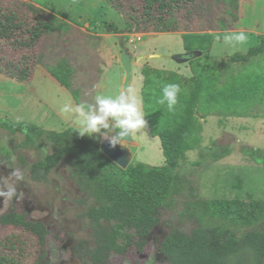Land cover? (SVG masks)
Segmentation results:
<instances>
[{
    "label": "rangeland",
    "instance_id": "rangeland-1",
    "mask_svg": "<svg viewBox=\"0 0 264 264\" xmlns=\"http://www.w3.org/2000/svg\"><path fill=\"white\" fill-rule=\"evenodd\" d=\"M98 1L99 3L96 0H25L43 8L54 22H63L62 29L53 32L50 43H45L44 38L33 51L27 53L34 56L33 60L39 57V61L34 63V72L29 80L19 81L8 76L7 67L3 74L0 73V176L10 175L12 168L16 167L25 175V180L18 185L23 199L14 200L6 210H3L0 200V216L16 206L25 212L29 220L41 221L49 230L45 248L47 255L37 263L41 251L37 237L22 227L0 225V240L15 233L25 241L24 246L18 241V249L12 252V256L18 259L17 264H83L87 255L86 248L96 247L95 225L86 216V211L92 205L97 206V203L77 184L69 157H63L49 171L34 167V164L44 162L58 148L57 140L49 136L50 132L77 127L59 112L68 99L77 103L71 93L47 71L43 61L55 64L64 55L71 65L78 64L75 65L79 72L75 74L72 85L80 90V98L85 104H91L98 93L115 96L122 90L123 77L120 82L118 78V72L122 70V49L132 54L134 63L137 62L134 56H141L145 51L156 53L160 57L152 58L146 63L169 66L181 76L193 75L192 67L197 70L205 67V74H209L216 73L219 66H223L224 72L234 73V76L237 73L239 77L248 76L253 80L259 78L260 86L264 87V53L252 57L248 62H229L225 57L233 54V50L226 47L222 40L217 43L214 39L209 54L182 63L183 67L178 69L170 57L185 51L182 32H107L105 22H115L120 29L125 25L117 14ZM201 1L211 8L215 25L219 24L218 13H222L221 19L225 20L226 10L233 8L224 2L216 4L210 0ZM3 2L8 6L17 5L18 8L13 9L24 27L35 21V16L31 15L33 13L25 10L15 0ZM117 3H120L119 7L124 8L121 10L125 12H141L142 9V0H117ZM215 5L217 6L214 7ZM233 11L238 19L228 32L248 29L253 34H247L248 43L242 50L235 51L245 53L249 46L256 43L254 35H264V0H238V6ZM125 12L120 14L125 16ZM225 16L230 17L227 14ZM226 23L224 21L222 24ZM57 36L62 42L53 45ZM122 41L125 42L123 46ZM23 52L14 49L9 41L0 39V55L3 56L4 64L12 66L11 64L21 59ZM79 64H84V67ZM141 64L142 62L139 65ZM228 73H225V79L231 75ZM140 76L137 78L133 67L128 88L142 96V74ZM221 78L223 79L222 76ZM219 82L220 79L218 84ZM97 84L101 85L98 89L94 87ZM234 108L237 109L236 106ZM213 112L203 115L201 142L187 151L176 167L169 168L174 178L173 192L162 211L161 222L148 236L147 245L141 251L132 248L124 255L112 252L105 264H167L156 252V243L170 230L190 233L193 228L201 225L221 223V220L198 210L196 202L200 200L264 202V100L254 105L244 116ZM155 122L157 127L161 125L157 118ZM200 122L202 123L201 120ZM15 124L34 125L43 134L38 137L33 133L29 136L31 139H28L26 129L11 130ZM87 137L98 141L100 145L104 143L111 151L113 161H117L120 167L125 168L135 162L150 166L167 164L160 138L152 134L149 126L142 133L134 135L132 140H128V145L124 147L118 145L113 148L98 135ZM103 224L106 225L107 222L103 221ZM227 226L242 235L249 229H264V219L255 226L234 222H227ZM2 252L10 253L9 250Z\"/></svg>",
    "mask_w": 264,
    "mask_h": 264
},
{
    "label": "trees",
    "instance_id": "trees-1",
    "mask_svg": "<svg viewBox=\"0 0 264 264\" xmlns=\"http://www.w3.org/2000/svg\"><path fill=\"white\" fill-rule=\"evenodd\" d=\"M15 1L33 13L31 15L35 16V21L26 23L24 27L15 11L17 5L10 4V7L0 0V39L9 41L14 49L24 51L20 60L14 64L10 62L12 66L4 64L3 56L0 55V73L3 74L7 67L8 76L26 81L34 72V63L39 61V57L33 60L34 56L27 53L33 51L44 38L45 43H50L53 32L61 31L63 22H54L51 15L34 3ZM100 1L117 14L125 25L120 29L115 22H105L107 32H182L184 48L187 51L203 50L205 55L210 51L214 34L228 32L238 19L233 11L238 6V0H210L216 4L224 2L233 6L226 10L225 14L230 17L224 14L225 20L221 19L223 14L218 13V25L213 23L211 8L201 0H142L141 12L121 10L124 8L119 7L117 0ZM120 12L126 15L122 16ZM224 21L229 23L222 24ZM58 37L53 45L62 42ZM124 43L122 41L121 45ZM262 53L264 35H260L245 53L236 52L225 59L229 62H248ZM42 55L45 56L44 53ZM43 63L47 71L71 93L75 102L83 103L80 90L72 85L75 74L79 72L76 71L77 63L71 65L64 55L55 64ZM204 70L205 67L199 70L192 67L193 75L188 78L175 71L156 69L147 64L141 69L144 77L142 98L145 118L152 134L160 138L167 163L165 166L135 162L122 168L101 152L98 141L86 135L81 137L75 127L50 132L49 136L57 140L58 148L44 162L34 164V167L49 171L68 156L77 184L97 203V206L92 205L86 211V216L95 225L96 247L86 248L83 264H105L112 252L124 255L132 248L141 251L147 245L148 236L161 222L162 211L173 192L174 178L169 168L176 167L185 153L198 144L200 117L213 110L244 116L254 105L264 100V87L260 86L259 78L253 80L248 76L229 75L219 85L217 73L205 74ZM168 83H179L182 88L175 112L168 111L167 104L158 103L163 95V86ZM155 118L161 123L159 127L155 125ZM22 129H26L28 139H31L30 134L34 133L38 137L43 134L34 125L15 124L11 128L12 131ZM196 206L201 213L219 219L221 223L201 225L190 233L170 230L156 243V252L167 264H264V229H249L238 235L227 226V222L257 225L264 219L263 201L208 199L196 202ZM103 221L107 224L104 225ZM0 225L22 227L36 236L41 249L37 263L45 258L49 230L44 223L29 220L24 211L12 206L0 216ZM18 241L21 246L25 245V241L15 233L0 240V264L18 263V259L12 256V252L18 249ZM2 250H9L10 253L4 254Z\"/></svg>",
    "mask_w": 264,
    "mask_h": 264
},
{
    "label": "clouds",
    "instance_id": "clouds-1",
    "mask_svg": "<svg viewBox=\"0 0 264 264\" xmlns=\"http://www.w3.org/2000/svg\"><path fill=\"white\" fill-rule=\"evenodd\" d=\"M215 41L221 40L226 47L240 51L249 41L244 31L225 32L223 35L214 34ZM95 88H100L97 84ZM163 95L159 104H167L168 111L175 112L180 103L182 92L179 83H168L163 86ZM62 116L74 123L76 132L81 137L98 135L110 143V146H127L128 139L142 133L148 127L143 110V98L134 89L120 90L115 96L98 93L91 104H75L68 99L59 109ZM17 122L20 120L18 118ZM10 175L0 176V200L3 210H6L14 200L23 199V193L18 190L20 182L25 180L24 172L19 168H12Z\"/></svg>",
    "mask_w": 264,
    "mask_h": 264
},
{
    "label": "crops",
    "instance_id": "crops-1",
    "mask_svg": "<svg viewBox=\"0 0 264 264\" xmlns=\"http://www.w3.org/2000/svg\"><path fill=\"white\" fill-rule=\"evenodd\" d=\"M97 1V3H99V1L98 0H96ZM250 2V1H249ZM34 3V2H33ZM36 4V3H35ZM37 6H39V5H37ZM239 26H241V24L239 25ZM235 31H244V30H235ZM249 31H251V30H249ZM248 31V29L246 30V31H244L246 34H248V35H250L251 34V32H249ZM209 32H215V33H217L218 31H212V30H209ZM220 32V31H219ZM145 36L146 35H149V34H144ZM251 35H253V34H251ZM255 36V38L257 39L259 36H257V35H254ZM215 39V38H214ZM214 41V40H213ZM257 41V40H256ZM213 44V43H212ZM133 45V44H132ZM250 47V46H249ZM211 48H212V46H211ZM211 48H210V51H211ZM184 52H179V53H176V54H181V53H186V52H188L185 48H184ZM200 52H201V54L199 55V56H203L204 54H205V52L203 51V50H199ZM210 51L207 53V54H209L210 53ZM128 53H129V51H128ZM129 55H130V57H132V54L131 53H129ZM174 55V54H173ZM135 58H136V63H134L133 62V59H131V71H130V80H131V72H132V69H133V67H135V73H136V76H137V78H139V77H141L140 76V74H142L141 73V69H142V67L145 65V64H147V65H149L150 67H153V68H156V69H161V70H170V71H174L173 70V68H170L169 66H163V65H161V66H159L158 64H148V63H146V61H150L152 58H159L160 56L158 55V54H156V53H153V52H151V51H145L144 52V54H142L141 56H134ZM170 60H172L173 62H175L176 63V65H177V68L179 69V68H181V67H183V64L182 63H187V62H189V61H184V62H180V61H175V60H173L171 57H170ZM227 61V60H226ZM142 62V66L141 65H139L140 63ZM180 62V63H179ZM138 64V65H137ZM140 71V74L138 73ZM225 70H224V68H223V66H219V70H217V75L219 76V75H221L222 77H223V79L221 78V76H220V82H219V85H222V83L223 82H225V73H228L227 71L226 72H224ZM175 72H177V71H175ZM180 72H181V70H180ZM177 73H179V72H177ZM228 74H231L230 76H232V75H234V73H228ZM237 74V73H236ZM235 74V75H236ZM124 75H125V71H124V68L122 67V70H119V72H118V78H119V82H120V79L123 77V81H124ZM182 76H184V77H191L192 75H190V74H187V75H182ZM142 79H144V77H143V75H142ZM130 80H129V82H130ZM129 82H128V84H127V88H128V86H129ZM61 85V84H60ZM122 86H123V82H122ZM65 88V87H64ZM215 112H219V111H215ZM213 114H214V112H213ZM217 115H220V114H217ZM200 120L202 121V127H201V132H200V137H199V142L198 143H200L201 142V140L203 139L201 136V134H202V130H203V124H204V120H203V117H200ZM198 145V144H197Z\"/></svg>",
    "mask_w": 264,
    "mask_h": 264
},
{
    "label": "water",
    "instance_id": "water-1",
    "mask_svg": "<svg viewBox=\"0 0 264 264\" xmlns=\"http://www.w3.org/2000/svg\"><path fill=\"white\" fill-rule=\"evenodd\" d=\"M200 54H201V52L199 50H193V51H188L186 53L174 54L171 56V58L175 61L184 62V61H190V60L196 58L197 56H199ZM120 63H121V65L125 71L124 81H123V86H122V90H123V89L127 88V84L130 80V71H131V57L125 49L121 50ZM128 140H132V138H129ZM100 150L107 157H109L110 159L113 160V158L111 157V151L106 148L104 143H102L100 145ZM116 163H117V161H116ZM118 165H120V164H118ZM122 168H124V167H122Z\"/></svg>",
    "mask_w": 264,
    "mask_h": 264
},
{
    "label": "built area",
    "instance_id": "built-area-1",
    "mask_svg": "<svg viewBox=\"0 0 264 264\" xmlns=\"http://www.w3.org/2000/svg\"><path fill=\"white\" fill-rule=\"evenodd\" d=\"M135 35H138V34H135ZM139 39H140V36L137 37V40H139ZM132 41H133V40H132Z\"/></svg>",
    "mask_w": 264,
    "mask_h": 264
}]
</instances>
